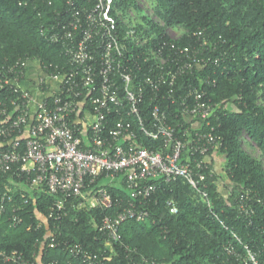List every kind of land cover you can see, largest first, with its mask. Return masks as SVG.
Returning <instances> with one entry per match:
<instances>
[{
	"label": "trees",
	"instance_id": "trees-1",
	"mask_svg": "<svg viewBox=\"0 0 264 264\" xmlns=\"http://www.w3.org/2000/svg\"><path fill=\"white\" fill-rule=\"evenodd\" d=\"M68 1L0 0V71L7 73L18 61L31 60L38 61L44 73L64 72L63 66L70 67L62 43L51 39L54 29L58 31L57 26L71 19ZM154 1L164 25L143 14L137 0L114 1V11H122L117 18L120 38L127 44L125 52L129 56L134 54L131 59L134 67L148 66L144 62L145 50L150 52L160 44L166 43V53H174V47L179 46L198 54L194 73L179 78L176 96H185L189 86H198L204 89L205 100L219 103L209 121L215 134L223 138L218 154L224 161L225 176L215 172L213 178L205 181L208 200L184 178H178L162 183L143 205L132 198L124 175L108 181L102 178L92 187L106 186L115 199H120V205L90 207L85 198L69 199L65 214L56 218L52 207L58 195L47 186L34 184L36 173L22 171L20 167L25 162L20 160L12 169L0 171V202L2 197L6 198L5 210L0 215V249L16 250L41 263L59 260L77 264L66 245L80 243L92 250L104 248L107 235L99 230L104 217L116 216L133 201L138 207L149 209L150 216L142 221H124L119 228L120 240L113 244L112 260L102 264H122L127 256L135 261L149 257L155 264H254L237 255L247 256L248 249L259 257L260 263L264 262V164L242 147L247 135L264 157V0ZM77 4L80 8L88 5L86 0H78ZM129 7H136L143 19L132 21L135 38L124 40L127 27L123 22L128 19ZM179 27L183 28L181 34L169 36V28ZM139 40H145V44ZM202 57L209 61L205 67L201 66ZM141 73L138 71L139 76ZM207 75L216 82H206ZM115 80L120 82L119 76ZM147 93L141 109L148 127L153 124L149 111L153 103L166 108L169 105L170 123L183 120L174 114L178 104L153 100V93ZM18 96L11 89L0 91V98H6L12 110L11 99ZM87 107L91 109V105ZM123 108H128L125 101ZM123 108L109 115L112 125L122 117L132 120L138 140L149 147L163 145L162 137L153 139L144 135L136 117ZM1 141L6 143V149L10 147L8 140ZM25 149L26 140L22 139L19 150L23 153ZM211 155L215 160L213 151ZM220 177L229 180L227 195L220 189ZM92 187L86 189L88 198L92 196ZM170 201L178 206L177 213L171 212ZM242 205L253 211L242 213ZM14 214L22 218L16 225ZM52 237L56 246L50 245ZM230 244L236 249L235 255L226 250ZM0 264L14 263L0 257Z\"/></svg>",
	"mask_w": 264,
	"mask_h": 264
},
{
	"label": "built area",
	"instance_id": "built-area-1",
	"mask_svg": "<svg viewBox=\"0 0 264 264\" xmlns=\"http://www.w3.org/2000/svg\"><path fill=\"white\" fill-rule=\"evenodd\" d=\"M77 1H68L71 19L57 26L58 31L54 29L51 35L54 42L62 43L65 48L70 67L63 66L64 72H41L39 85L44 86L50 96L36 100L21 86L27 76L26 62L18 61L7 73L0 71V91L11 89L19 94L11 99L13 110L6 98H0V171L6 172L23 160L25 163L20 169L36 173L33 183L47 186L51 193L58 195L52 207L56 218L65 214L69 199L85 198L90 207L120 205V199H115L106 186H92L99 179L115 180L121 175L125 176L132 198L140 205L145 204L162 183L168 184L178 178H184L208 200L205 181L213 178L216 172L210 167L213 165L210 157L212 151L218 154L223 145V138L215 134V127L209 121L219 103L205 100L206 93L198 86H189L185 96H176L179 78L194 73L198 54L179 46H173L174 53H166V43L160 44L150 52L145 50L144 62L149 63L148 66H137V63L134 67L131 60L134 54L127 55V44L120 38L115 0H86L85 8H80ZM123 23L127 27L123 39H134L133 22L125 19ZM138 42L145 44V40ZM208 62L203 58L201 66L205 67ZM116 76L120 82L115 80ZM201 80L204 82V78ZM205 81L216 82L209 75ZM147 91L153 93V100L178 104L174 114L183 120L170 123L169 105L166 108L153 103L149 109L153 124L148 127L141 109L149 94ZM124 101L128 108H123ZM87 105H91V109L87 107L86 110ZM121 108L136 117L144 135L153 139L162 137L163 145L154 148L138 140V130L133 127L132 120L122 117L112 125L109 115ZM2 139L8 140L9 148H5ZM22 139L26 140L23 153L19 150ZM90 186L92 196L88 198L86 189ZM5 201L4 196L0 215L5 210ZM138 205L130 201L116 216L104 217L99 227L107 235L104 248L92 250L80 243L67 244L77 264H102L112 260L113 244L120 240L122 223L127 219L142 221L150 216L149 209ZM169 206L171 212H178L173 201ZM250 211L253 210L242 205V213ZM12 219L13 225L22 221L17 214ZM50 245H57L53 237ZM226 250L236 254L231 244ZM237 255L246 262L264 264L251 249L247 256ZM0 257L14 264H75L59 260L41 263L27 259L16 250L0 249ZM129 259L127 256L122 264H155L149 257H141L140 261Z\"/></svg>",
	"mask_w": 264,
	"mask_h": 264
},
{
	"label": "rangeland",
	"instance_id": "rangeland-1",
	"mask_svg": "<svg viewBox=\"0 0 264 264\" xmlns=\"http://www.w3.org/2000/svg\"><path fill=\"white\" fill-rule=\"evenodd\" d=\"M139 6L143 9V14H147L152 20L158 22L160 25H164L165 22L164 20L161 18V16H159L157 10H156V2L154 0H137ZM130 9L128 10L129 12V16L128 19L131 21H142V14H138L136 7H129ZM117 12L122 15V11L121 10H117ZM183 31V28L179 27V28H169L168 29V34L171 37H176L179 34H181ZM30 67L32 71H36L41 69L39 62L31 60L27 62V67ZM29 70V68H28ZM39 76V75H38ZM37 77V75H36ZM40 80V76L37 78ZM39 80L38 83L37 82H33L34 85L39 84ZM39 86V90L44 92L45 91V87L38 85ZM242 147L247 150L250 154H252L254 157L260 158L263 161L264 164V157L262 156V152L260 150V148L258 147V145L254 142H252L251 140H249V137L246 135L243 137L242 140ZM215 156V160H213V167L216 170V172H218L220 175H224V161H222V157L220 154H216ZM228 184H229V180H225V177H220V189L222 190L223 193H225L226 195L229 193L228 190Z\"/></svg>",
	"mask_w": 264,
	"mask_h": 264
},
{
	"label": "crops",
	"instance_id": "crops-1",
	"mask_svg": "<svg viewBox=\"0 0 264 264\" xmlns=\"http://www.w3.org/2000/svg\"><path fill=\"white\" fill-rule=\"evenodd\" d=\"M28 68H29V70H28ZM26 73H27V76H26L25 80L23 81V83L21 84V86L23 88L28 89L32 93V95L35 97L36 100H41L47 96H50L49 92L46 91V89L44 92H42L39 90V86H38L39 84L34 85V83H33L34 81L38 83L39 79H37V78L40 76V74H42L41 69L36 70V71H32L31 68L28 66ZM36 75H37V77H36Z\"/></svg>",
	"mask_w": 264,
	"mask_h": 264
}]
</instances>
